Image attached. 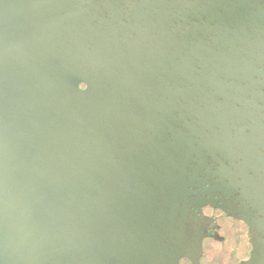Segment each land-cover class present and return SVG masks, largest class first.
I'll return each mask as SVG.
<instances>
[{"label":"water","instance_id":"water-1","mask_svg":"<svg viewBox=\"0 0 264 264\" xmlns=\"http://www.w3.org/2000/svg\"><path fill=\"white\" fill-rule=\"evenodd\" d=\"M196 7L0 0V264H176L166 208L209 160L264 235V6Z\"/></svg>","mask_w":264,"mask_h":264},{"label":"flooded vegetation","instance_id":"flooded-vegetation-1","mask_svg":"<svg viewBox=\"0 0 264 264\" xmlns=\"http://www.w3.org/2000/svg\"><path fill=\"white\" fill-rule=\"evenodd\" d=\"M94 1L102 10L111 5L118 11H123V7L127 4L140 2V0ZM168 1L171 6V16L175 15L173 22H183L181 13L183 0ZM195 1H197L196 12L203 11L207 5L210 13L213 0H192ZM252 2L256 6H264V0H252ZM210 16L208 21L206 17L190 21L212 22ZM122 23L127 25L128 22ZM261 30L264 33V28ZM261 38L264 39V34ZM160 41L166 42V37H162ZM203 43L208 53L214 50L210 38L204 39ZM160 48L166 53V43H162ZM261 49L264 55V46L260 48V52ZM253 61L256 65L253 72H264V56H256ZM166 72V67H160V74ZM80 86L85 87L84 84ZM259 107L264 108V104L260 102ZM260 113L263 114L264 109ZM197 167L195 163L188 166L187 170L192 179L187 175L185 179L188 184L187 189L181 190L175 204L166 208L167 222L173 230L166 237L165 245L172 255H178L176 264H259L264 257V235L250 228L243 219H256L257 210L238 189L229 186L228 181L225 180L224 183L219 181L220 164L209 160L203 170ZM227 167L230 168L228 163L225 168L228 169ZM196 169L198 174L194 175ZM241 236L245 238L246 243L242 241ZM217 249L227 252V255L222 259L219 258ZM252 251L254 255L251 258Z\"/></svg>","mask_w":264,"mask_h":264},{"label":"rangeland","instance_id":"rangeland-1","mask_svg":"<svg viewBox=\"0 0 264 264\" xmlns=\"http://www.w3.org/2000/svg\"><path fill=\"white\" fill-rule=\"evenodd\" d=\"M234 239L235 238H233L232 240L234 241ZM241 239H242V241L245 243V239H244V237L243 236H241ZM218 250V255H219V258L221 257V259H222V257H225L226 255H227V252L225 253V252H223V251H221L220 249H217ZM237 255V254H236Z\"/></svg>","mask_w":264,"mask_h":264}]
</instances>
